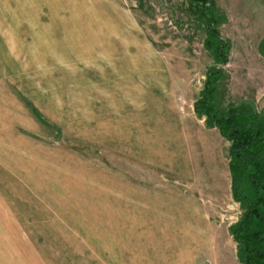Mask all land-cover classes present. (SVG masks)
Wrapping results in <instances>:
<instances>
[{"label": "rangeland", "instance_id": "obj_1", "mask_svg": "<svg viewBox=\"0 0 264 264\" xmlns=\"http://www.w3.org/2000/svg\"><path fill=\"white\" fill-rule=\"evenodd\" d=\"M214 2L225 15L216 27L229 41L225 63L205 49L203 25L186 12L187 0H0V84L26 93L59 125L55 144L98 157L143 184L145 167L133 168L130 160L148 130L161 134L154 150L170 182L190 189L188 178L203 189L204 196H195L210 204V235L220 250L189 259L179 246L176 264H244L229 231L242 207L230 195L228 142L196 116L193 104L216 66L223 69L218 106L247 102L257 113L264 109V0ZM175 129L185 142L165 136ZM96 138L112 149L95 147ZM9 253H0V264L41 263Z\"/></svg>", "mask_w": 264, "mask_h": 264}, {"label": "crops", "instance_id": "obj_2", "mask_svg": "<svg viewBox=\"0 0 264 264\" xmlns=\"http://www.w3.org/2000/svg\"><path fill=\"white\" fill-rule=\"evenodd\" d=\"M47 116L26 93L1 82L0 253L17 252L40 264H176L180 247L189 259L194 252L218 253L210 204L196 197L205 195L203 189L188 178L191 188L179 189L162 171L154 150L161 134L140 131L130 164L145 167L147 183L141 184L104 167L98 157L55 144L61 129ZM177 130L165 136L185 142ZM98 140L95 147L112 149L107 139Z\"/></svg>", "mask_w": 264, "mask_h": 264}, {"label": "trees", "instance_id": "obj_3", "mask_svg": "<svg viewBox=\"0 0 264 264\" xmlns=\"http://www.w3.org/2000/svg\"><path fill=\"white\" fill-rule=\"evenodd\" d=\"M187 3L186 12L203 25L205 49L215 61L225 63L229 41L216 28L225 15L215 7L214 0ZM206 75L193 110L228 142L230 195L242 207L239 220L229 231L244 264H264V112L253 111L247 102L218 106L216 85L223 69L210 67Z\"/></svg>", "mask_w": 264, "mask_h": 264}, {"label": "water", "instance_id": "obj_4", "mask_svg": "<svg viewBox=\"0 0 264 264\" xmlns=\"http://www.w3.org/2000/svg\"><path fill=\"white\" fill-rule=\"evenodd\" d=\"M223 66H224L223 64L220 65V67H223Z\"/></svg>", "mask_w": 264, "mask_h": 264}]
</instances>
